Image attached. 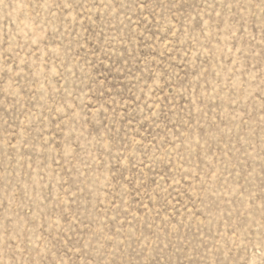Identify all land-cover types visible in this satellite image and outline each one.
I'll list each match as a JSON object with an SVG mask.
<instances>
[{
    "label": "rangeland",
    "instance_id": "1",
    "mask_svg": "<svg viewBox=\"0 0 264 264\" xmlns=\"http://www.w3.org/2000/svg\"><path fill=\"white\" fill-rule=\"evenodd\" d=\"M0 264H264V0H0Z\"/></svg>",
    "mask_w": 264,
    "mask_h": 264
}]
</instances>
